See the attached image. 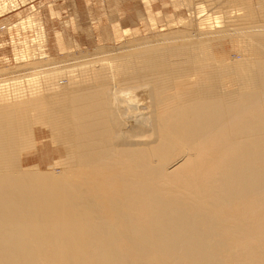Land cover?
<instances>
[{
  "label": "bare ground",
  "instance_id": "obj_1",
  "mask_svg": "<svg viewBox=\"0 0 264 264\" xmlns=\"http://www.w3.org/2000/svg\"><path fill=\"white\" fill-rule=\"evenodd\" d=\"M173 6L152 39L0 67L29 77L0 87V264H264V0Z\"/></svg>",
  "mask_w": 264,
  "mask_h": 264
},
{
  "label": "rangeland",
  "instance_id": "obj_2",
  "mask_svg": "<svg viewBox=\"0 0 264 264\" xmlns=\"http://www.w3.org/2000/svg\"><path fill=\"white\" fill-rule=\"evenodd\" d=\"M177 3L178 0H13L17 7L10 13L0 14V67L14 66L13 50L17 48L20 49L18 55L21 57H24L25 52H29L28 56L35 59L45 55L47 58L64 55L78 58L85 51L101 46L118 47L138 36H149L152 39L153 33L165 28L166 22L186 17L184 8L173 6ZM26 20L32 23L31 30L22 32L14 28L16 24ZM154 24L158 26V30L154 29ZM17 31L19 38L28 40L26 43L29 44V49L20 48L18 43L12 44V38L14 41L17 39ZM104 50L98 54L103 55ZM239 58L238 54L229 52L228 60ZM72 60L69 58L67 61ZM62 72L67 77L72 76L68 72ZM21 76L18 77L19 82L17 77L2 76V79H6L5 82L0 80V87L11 93L24 88L27 85L25 83L29 82H26L29 77ZM59 84L65 85L66 79H59ZM41 143L42 146L38 147L35 156L33 155L27 165L34 163L41 171H47L56 158V153L47 141ZM54 172L57 173L58 168H55Z\"/></svg>",
  "mask_w": 264,
  "mask_h": 264
}]
</instances>
